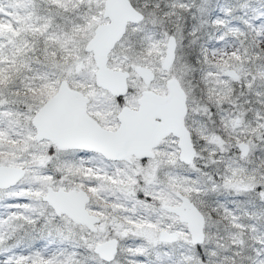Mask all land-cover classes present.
Masks as SVG:
<instances>
[{"label":"snow or ice","instance_id":"1","mask_svg":"<svg viewBox=\"0 0 264 264\" xmlns=\"http://www.w3.org/2000/svg\"><path fill=\"white\" fill-rule=\"evenodd\" d=\"M0 264H264V0H0Z\"/></svg>","mask_w":264,"mask_h":264}]
</instances>
